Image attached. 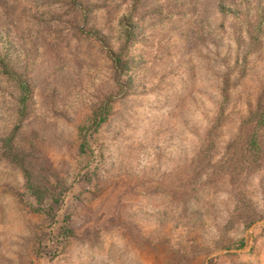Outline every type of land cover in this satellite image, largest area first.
I'll return each instance as SVG.
<instances>
[{
	"label": "rangeland",
	"instance_id": "1",
	"mask_svg": "<svg viewBox=\"0 0 264 264\" xmlns=\"http://www.w3.org/2000/svg\"><path fill=\"white\" fill-rule=\"evenodd\" d=\"M125 10L104 27L114 47L126 26ZM220 24L219 51L232 63L233 26L227 17ZM163 30L158 28L154 38L141 36L143 42L129 52L125 93L112 104L109 121L89 136L86 154L74 149L65 125L73 128L93 102L112 91L103 54L92 46L76 48L69 53L71 60L64 54L67 63L51 67L45 51L34 50L24 38L21 50L33 58L22 63L21 56L15 70L17 38L0 33L1 63L25 87L34 86L25 131L31 130L48 156L46 183L51 184L40 204L25 189L21 174L0 160V264H264V165L253 178L252 197L262 217L252 224L213 227V209L225 210L230 201L225 182L203 199L204 206L197 205L199 219L182 218L183 209L172 203L167 187L195 166L198 136L209 127L219 87L200 64L189 86L182 85L179 73H168L180 61L184 43ZM248 65L237 94L242 98L257 94L264 83V49L253 53ZM11 92V84L0 79V135L12 132L20 118ZM53 108L67 112L72 121L58 118ZM233 109L236 114L221 132V147L235 134L245 104ZM261 140L264 145V129Z\"/></svg>",
	"mask_w": 264,
	"mask_h": 264
},
{
	"label": "trees",
	"instance_id": "2",
	"mask_svg": "<svg viewBox=\"0 0 264 264\" xmlns=\"http://www.w3.org/2000/svg\"><path fill=\"white\" fill-rule=\"evenodd\" d=\"M124 6L126 26L118 46L114 47L104 33V27H109L115 14ZM263 6L264 0H0V33L14 34L17 38L15 41L20 51L14 55L15 70L19 67L16 64L18 60L23 59L21 62L26 63L33 58L30 57L32 53L21 50L24 38L30 41L34 50L40 48L45 51L51 67L58 68L60 64L67 63L66 57L71 60L69 53L74 54L76 48L85 49L86 46L91 49L92 46L103 54L102 60L111 74L112 91H106L93 102L85 118L73 128L65 125L71 140L73 138L74 149L82 154L90 149L89 136L109 121L112 104L125 93L122 78L129 66V52L137 43L143 42L141 36L154 38L160 27L167 34H176L184 43L183 51L180 61L168 73H179L185 80L182 85L189 86L188 80L200 64L214 77L213 82L219 88L209 127L198 136L195 166L190 167V173L180 174L176 182L174 179L175 184L172 183L173 187H167V190L174 198L172 203L183 209L181 213L179 208L180 216L191 221L193 217H202V213L196 211L197 205L204 206L203 199L216 193V188L225 182L230 201L225 210L213 209L212 214H216L214 220L217 219L213 227H224L220 224L223 223L230 230L235 224H252L262 217L253 207L252 197L253 178L258 168L264 165L261 140L264 83L257 94L245 93L244 98L237 94H240L238 89L242 87L249 67L248 58L257 50L264 49ZM222 9L226 11L222 12ZM98 14L101 16L97 18ZM223 17H227L233 26L230 36L236 51L232 63L219 51L216 27L222 24ZM100 21L102 25L97 24ZM138 29L141 34L135 33ZM11 48L15 49L13 45ZM185 59L187 61L182 63ZM2 78L12 86L11 97L20 118L12 132L0 135V160L21 174L25 189L41 204L51 192L50 182L46 183L44 164L48 156L33 140L37 137H33L31 130L25 131L32 111L34 86L30 83L31 89L29 85L25 87L0 61L1 81ZM240 102L245 104L244 115L239 119L235 134L221 147L222 129L236 114L233 108ZM51 106H54L52 102ZM53 110L58 113V118L67 123L72 121L64 110ZM205 177L211 181L203 183ZM64 237L62 239L65 240L67 236Z\"/></svg>",
	"mask_w": 264,
	"mask_h": 264
}]
</instances>
